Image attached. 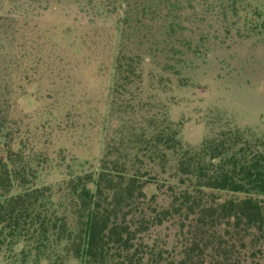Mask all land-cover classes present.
Masks as SVG:
<instances>
[{
  "label": "trees",
  "instance_id": "16d2710c",
  "mask_svg": "<svg viewBox=\"0 0 264 264\" xmlns=\"http://www.w3.org/2000/svg\"><path fill=\"white\" fill-rule=\"evenodd\" d=\"M53 1L0 0V251L23 244L62 264H245L249 237L263 254L264 142L227 130L190 146L182 122L171 118L172 93L191 80L182 62L170 61L184 53L181 46L199 53L209 41L195 39L199 17L186 13L185 0H73L91 23L103 19V31H116L105 110L87 122L85 102L54 113L57 99L40 133L23 130L13 116L15 87L41 82L48 45L29 48L30 18L67 0ZM159 55L168 63L158 65ZM54 126L79 146L99 139L100 155L47 183L53 160L60 168L70 158L63 148L51 156ZM157 182L167 205L149 193ZM175 219L184 241L179 257L147 242Z\"/></svg>",
  "mask_w": 264,
  "mask_h": 264
},
{
  "label": "rangeland",
  "instance_id": "374dc122",
  "mask_svg": "<svg viewBox=\"0 0 264 264\" xmlns=\"http://www.w3.org/2000/svg\"><path fill=\"white\" fill-rule=\"evenodd\" d=\"M54 6L31 14L28 27L34 33L31 35L34 40H29L28 44L34 53L38 48L35 42L48 43L43 54L46 60L42 64L44 76H36L41 82L30 86L18 82L13 95L16 102L13 116L30 135L40 133L41 125L53 119L50 106L57 99L60 102L54 113L58 108L65 111L77 100V103L85 102L87 122L92 115L99 116L105 110L111 84V73L107 69L115 48V29L103 31V19L98 24L91 23L73 0L64 1L57 9ZM185 6L187 14L194 19L199 17L196 24L200 35L195 39L206 34L209 41L201 46L199 53L195 52L194 46H181L184 53L176 54V59L170 61L175 65L182 62L178 67L191 80L190 86L179 87L171 95L177 103L171 108V118L182 122L184 142L198 146L227 130H239L264 142V0H185ZM157 62L158 65L168 63L164 55H159ZM54 128L56 140L50 148L51 156L57 158V152L63 148L70 158L60 168L56 165L61 162L54 159V168L45 174L48 176L44 177V182L62 179L67 175L68 166L78 171V165L84 160H90L92 164L98 162L99 139L84 140L87 145L79 146L77 139L69 138L56 126ZM71 156L80 160L75 162ZM170 171L159 178H168ZM159 186H162L161 182L150 184L149 193L156 194L160 203L167 205L170 199L164 194L166 188ZM151 234L147 242L165 244L169 254L179 257L184 241L178 219L166 222ZM227 239L237 247L240 245L237 238L229 236ZM250 239H247V250L242 251V255L248 257L245 264H264V253L260 254L259 246L254 247ZM0 264L62 262L37 258L35 252L28 253L21 244L13 251H0Z\"/></svg>",
  "mask_w": 264,
  "mask_h": 264
}]
</instances>
